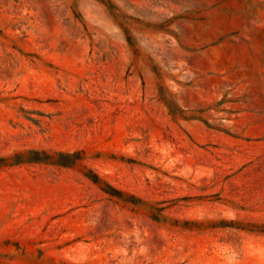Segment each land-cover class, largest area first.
<instances>
[{
	"label": "rangeland",
	"instance_id": "1",
	"mask_svg": "<svg viewBox=\"0 0 264 264\" xmlns=\"http://www.w3.org/2000/svg\"><path fill=\"white\" fill-rule=\"evenodd\" d=\"M0 264H264V0H0Z\"/></svg>",
	"mask_w": 264,
	"mask_h": 264
}]
</instances>
